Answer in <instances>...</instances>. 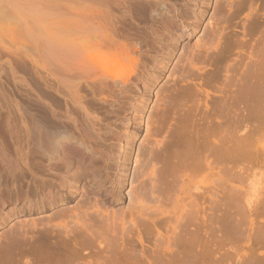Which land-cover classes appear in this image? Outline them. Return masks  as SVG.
<instances>
[{
  "label": "rangeland",
  "instance_id": "rangeland-1",
  "mask_svg": "<svg viewBox=\"0 0 264 264\" xmlns=\"http://www.w3.org/2000/svg\"><path fill=\"white\" fill-rule=\"evenodd\" d=\"M206 2L209 5L207 12L197 15L200 4ZM207 16H211L209 21L206 19ZM168 18L175 20L180 27H185L186 30L191 29L193 25H198L199 29L197 32H193L192 36L177 39L174 33L171 34L164 28V21ZM263 18L264 0H134L129 14L112 20L114 36L127 42L132 53L133 61L130 62V68L136 80L134 84L124 87L122 78L114 80L113 74L106 73V77L102 79V87H97L98 84H96V87L90 90L82 83L80 96L83 108L77 109L69 106L67 110L59 93L38 82L29 63L24 65L17 62V69L19 74L25 78V83H16L11 77L6 76L3 80V87L6 94L16 103V108L29 107L38 115L43 125L46 123L45 127H49L47 130L51 131L53 136L52 141L82 142L86 153H92L94 164L102 175L106 189L111 192H118V190L127 192L130 197L132 196L131 201L134 202L138 198L142 199L139 204L143 202L142 207L147 209L152 217L154 213H158V211H154L159 210L158 215L156 214L158 219L154 216L156 220L153 219V224L164 238L170 234L172 225L177 221L181 224L188 221L190 226L196 210L198 222L202 226L201 233L205 231L207 234L209 233L210 229L207 223L209 221L206 218L212 217L213 219L211 228L215 230H212L214 234L211 232L210 234L216 236L215 239L212 237L213 244L216 245V256L212 264H262V262L264 263V112L257 115L253 100L250 101L249 106L238 102L235 84L239 83L237 82L239 77L245 75L250 69L251 64L256 60L254 55L262 47L260 40L263 35L261 33L263 26L258 24H260V20L264 22ZM206 21L208 22L206 23ZM252 24L253 26H251ZM108 27L110 26L106 28ZM247 28L249 29L247 30ZM109 50L112 54L111 58L106 59L109 62L106 61L108 66L126 74L130 69L124 70L123 64L127 63L117 56L118 49L111 48ZM109 50L107 55L110 54ZM223 50H227L228 53L223 61L218 62L217 57L224 52ZM115 52L117 53L114 54ZM225 65H228V72L223 69ZM157 75L158 77L155 79ZM237 78L239 79L236 80ZM142 85L145 86V91ZM204 90L208 91V96ZM149 92L148 107L144 111H140V106L137 104L148 97ZM223 100L229 109V115H234L235 118H237L236 115L248 118H246L244 126L237 128L236 132L234 130V135L237 136V134L245 132L259 139L258 142H251V146H243L240 148L241 151L239 147L242 145L240 144L244 145L245 142H230L234 151L230 161L226 164V161L220 159L214 164V169L208 171L203 163L191 162L190 142H179V144L168 142V138L171 136L173 128L176 129L173 126L178 125L177 129H180V126L185 127L186 125V128L192 127L193 130H196L198 126H204L206 124L205 121L203 122L205 117L214 119L216 113L222 110L220 103L222 104ZM16 108L12 107L10 111L15 124L13 126L15 132H11L6 123L7 108L0 101V149L3 151V157L0 156L3 159L6 157L4 160L0 157V193L6 196H12V192L19 190L25 183L24 173L19 162L18 148L21 143L19 142L21 141V129L18 120L19 112ZM230 108H235V110ZM133 114H135V120L129 121L127 117ZM84 115L88 118V124L85 123ZM148 115H150V121L145 131ZM141 120L143 124L139 123ZM85 125L88 127L84 128ZM82 127L83 129H81ZM84 130L85 133L88 132L87 135L90 134L89 139L85 138ZM257 132H260V136ZM131 141L135 144L133 159L138 160L130 164V167L125 170L127 173L122 175L123 156L126 154L125 146ZM86 142L90 143L85 145ZM177 150L185 156V159L183 158L185 161L182 163L175 159ZM244 150L251 152L250 157L245 155ZM43 154H33L32 159L37 158L41 161L42 167H45L50 154ZM158 154L160 155L158 156ZM8 158L10 161L12 160V163L17 161V164L14 165L16 168L8 167L9 165L6 163ZM225 164L230 170L228 175L224 172ZM147 169L148 171H146ZM33 184L30 183L31 187ZM75 184L82 187L80 188L82 192L80 191L79 196L69 202V206L78 200L91 202L99 205L97 208L95 205L99 211L115 212L114 214L118 216L125 213L128 209L127 206L129 207L128 199L113 200V197H109L110 194L105 197L103 193H99L97 188V190L95 189V186L86 183L82 176ZM211 185L214 186L212 191L208 189ZM90 190H92V195H90ZM210 196H212V200ZM142 207L140 211L143 210V214L148 212L144 211ZM53 210L55 209L48 210L49 212L46 211V213ZM35 214L32 218L36 217ZM125 214L123 220L117 219L116 215L117 230H120L123 223L127 224L130 220L128 211ZM150 215H145L143 218L146 220ZM138 216H135L134 221L137 222L140 229L141 227L143 229L142 224L145 220H141L142 217ZM137 218H140L139 224ZM22 219L24 216H15L4 220V222L0 221V235L2 236L4 231L12 228L11 225L16 226L15 223ZM125 220L128 221L124 222ZM149 222L147 224L149 223L148 225L151 227V220ZM260 226L262 227L260 228ZM205 227L209 230L207 231ZM204 228L205 230H203ZM99 230L102 229L99 228ZM210 234L208 237L204 233V238L209 240ZM149 237L143 238L145 239L143 245L137 243L136 247L138 249L143 247V251H149V248L151 250L154 236ZM87 251L90 252V248ZM144 253L146 254V252ZM34 259V257H30L29 263L36 264L37 261ZM255 260L259 261L255 262ZM24 262L25 259L21 258L20 264H24ZM205 262L206 259L200 260L196 264H205Z\"/></svg>",
  "mask_w": 264,
  "mask_h": 264
},
{
  "label": "bare ground",
  "instance_id": "bare-ground-1",
  "mask_svg": "<svg viewBox=\"0 0 264 264\" xmlns=\"http://www.w3.org/2000/svg\"><path fill=\"white\" fill-rule=\"evenodd\" d=\"M133 2L134 0H0V101L7 108L6 123L9 131L15 132L13 130L15 124L11 118L10 111L12 107L16 108V103L6 94V90L3 87V80L4 77L9 76L16 83H25V78L19 74L17 69V62H21L20 64L24 65H28L27 63H29V67L36 74L35 78H37L38 82L42 83L44 87L59 93L64 100L67 110L69 106L77 109L83 108L80 96L82 83L90 90H93L96 84H98L97 87H102V79L106 77V73L113 74L114 80L122 78L124 87L136 82L130 68V62L133 61L132 53L127 42L114 36V25L112 23L114 18H121L129 14L133 7ZM222 6L225 5L222 4ZM207 8H209L208 2L200 4L197 15L206 13ZM210 18L211 16L206 17L208 21ZM260 21L258 25L263 26V32L261 31L263 35L260 40L262 47L254 55L256 60L253 61L254 63L251 64L250 69H248L245 75L243 74L242 77H239L240 79H236H239L237 81L239 83L235 82V92L239 98L238 102L244 106H249L250 101L253 100L255 104L252 103L254 106L256 105V108H254L258 112V114L256 113L257 115L264 112V22L262 20ZM107 26H110L108 27L110 30H107ZM164 28L167 32L174 33L177 39H179L180 37L194 35L193 32H197L199 26L193 25L191 29L186 30L185 27H180L175 20L168 18L164 21ZM111 48H117V56L127 63L123 64L124 70L130 69L126 74H122L123 71H119V69L108 66L109 62L106 59L111 58L112 53L109 50ZM108 50L110 51V54H108L110 57L107 55ZM227 53L228 51L226 50L220 55L218 54V62L223 61ZM105 55H107V58ZM223 69L226 72L228 65H225ZM157 77L158 75L155 79ZM142 88L145 91L144 85H142ZM150 92L148 93V97L137 104L140 106V111H144L148 107L147 100ZM204 92L208 96V91L204 90ZM26 94L29 95V93ZM235 98L237 97L235 96ZM220 105H222V110L216 113L214 119L208 116L207 118L205 117L203 122L205 121L206 124L204 126H198L196 130H193L190 126V128H186V125L185 127L180 126V129H177L178 125L176 124L177 126H173L176 129L173 128L174 130H172L171 136L169 138L167 137L169 139L168 142H190L191 162L195 164L203 163L208 168V171L214 169V164L220 159L226 161V164L230 161L232 153L234 152L230 142H245L246 144L244 143V145L240 144L242 145V147H239L240 149L246 145L251 146V142H258L259 139L245 132H242L240 135L237 134V136L234 135V130L236 132L237 128L244 126L248 118L246 116L238 117L237 115V118H235L232 113L233 116L229 115V109L226 103H224V100ZM16 109L19 112L18 120L19 128L21 129V141H19L21 143L18 148L20 161L19 159L18 161L22 166L25 183L21 185L19 190H14L12 196H6L0 193V221L4 222V220L15 216H24V219L22 221L19 220V222L17 221L18 223H15L16 226L14 224L11 225L13 226L12 228L4 231L2 236L0 235L2 237L0 238V264H20L21 258L25 259L24 264H34V262L29 263L28 259L30 257L36 259V264H196L200 260L204 261L205 259V264H212L216 256V245L213 244L214 240L212 241V237H216L212 235L214 234V231H212L214 228H211L212 217H208L209 219L206 218L209 221L207 222L210 229L209 233L204 232L207 236L210 232L212 233L210 234L209 240L206 237L204 238V233H201L202 226L198 222V212L196 210L193 214L191 227L188 221L182 224L177 221L176 224L172 225L170 234L164 238L153 224L154 220L158 219L156 214L158 215L159 210H152L154 212L158 211L156 214L153 212L152 217L149 211L142 207L143 205L141 204L143 202L139 204L142 199L140 200L138 198L134 202L131 201L132 196L130 197V194H127V192L120 190L118 192H111L106 189L102 175L98 167L94 164L92 153H86V148L82 142L52 141L53 136L50 133L51 131L48 132L49 127H45L46 123L43 125L41 123L42 121L40 122L41 119L39 120L38 115L34 111L25 106L21 109L19 107ZM232 110H235V108ZM189 116L186 117L189 118ZM83 117L86 123L88 118L86 115ZM127 119L134 121L135 114L129 115ZM149 121L150 115L146 119L145 131L147 130ZM139 123L143 124V121L141 120ZM86 127L88 126L85 125L84 128ZM83 133H85V130ZM87 133L84 136L86 139H89L90 134L87 135ZM257 133L259 134L260 132ZM88 143L90 142H86L85 145ZM134 147L135 144L133 141L125 146L126 154L123 156L122 175L127 173L125 170L130 167V164L138 160L133 159ZM244 152L246 156L250 157V151L244 150ZM41 153L50 154L45 167H42L41 161L37 158L34 159L35 161L32 159L33 154L41 155ZM175 153L176 160H180L181 163L185 161L183 153H179L178 150ZM2 154L3 151L0 149V155L2 156ZM153 155L155 156V154ZM143 156L145 157V155ZM7 161L6 163L9 165V168L10 166L13 169L14 167L16 168L14 165L17 164V161L12 163V160L10 161L9 158ZM226 164L224 172L228 175L230 170ZM81 176L83 180L85 179L86 183L95 186V189L97 188L99 193H103L105 197L110 194L109 197H113V200L128 199L129 207L127 206V211L131 218L127 221L131 224L129 223L127 225L128 222L126 220L124 222H127V224L120 221L123 223L122 227L120 226V230H117V224H115L117 223V219H124L127 211L118 216L114 214L115 212L109 213L107 210H104L106 212L99 211V208L96 209L99 205L97 206L95 203L81 200L75 201V204L69 206V202L79 196L81 191L80 188L82 187L75 184ZM30 183H34L33 187H31ZM208 189L212 191L214 186L211 185ZM90 191V195H92V190ZM153 197L156 196L153 195ZM210 199H213L212 196H210ZM213 203L216 204V202ZM141 207L142 209L144 208V211L147 210L148 212L143 214V210L140 211ZM51 209L55 210L46 213V211ZM33 214L36 217L32 218L34 216ZM116 215L118 217L117 219ZM133 215L136 217L138 215L141 216V220L144 219L143 216L150 215L149 218L146 216L145 221L143 220L142 231L136 224L137 222L134 221L135 216L133 219ZM154 216L157 218L154 219ZM139 219L137 218V220ZM150 220L152 223L151 227L148 225ZM167 221L169 220L167 219ZM139 222L140 220L138 224ZM147 222L149 223L147 224ZM99 224L103 225L100 227ZM207 227L205 228L207 229ZM99 228L102 230H99ZM151 235L154 236L151 250L149 248V251H143V247H140L141 249L136 247L138 244L143 245L145 240L143 238L146 237L147 239ZM88 248H90V252L87 251ZM258 261L255 260V262ZM262 264L264 263L262 262Z\"/></svg>",
  "mask_w": 264,
  "mask_h": 264
}]
</instances>
